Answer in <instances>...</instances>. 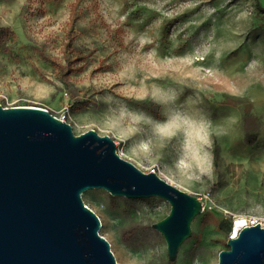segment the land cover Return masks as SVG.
Masks as SVG:
<instances>
[{"label": "rangeland", "instance_id": "rangeland-1", "mask_svg": "<svg viewBox=\"0 0 264 264\" xmlns=\"http://www.w3.org/2000/svg\"><path fill=\"white\" fill-rule=\"evenodd\" d=\"M0 0V105L34 106L195 197L170 262L167 201L81 194L117 264H217L236 217L264 227V12L255 0ZM8 48L10 51H5ZM82 70L65 82L37 51ZM253 144L243 141V117Z\"/></svg>", "mask_w": 264, "mask_h": 264}, {"label": "water", "instance_id": "water-1", "mask_svg": "<svg viewBox=\"0 0 264 264\" xmlns=\"http://www.w3.org/2000/svg\"><path fill=\"white\" fill-rule=\"evenodd\" d=\"M100 188L127 199L158 197L170 210L152 224L170 262L201 213L197 197L143 172L93 129L75 135L46 109L0 105V264H117L81 194ZM217 264H264V227H242Z\"/></svg>", "mask_w": 264, "mask_h": 264}, {"label": "trees", "instance_id": "trees-1", "mask_svg": "<svg viewBox=\"0 0 264 264\" xmlns=\"http://www.w3.org/2000/svg\"><path fill=\"white\" fill-rule=\"evenodd\" d=\"M53 1H59V0H53ZM80 2L81 0H76L70 6L69 23L71 28L74 27V25L80 18V13L78 11V5L80 4ZM255 7L257 10L264 12V8L261 7L256 0H255ZM6 33H10L11 35L15 36V33L11 31L8 27L0 26V37L4 36ZM3 50L10 51L8 48H3ZM37 53L45 63H47L55 70L57 79L61 82H65L67 77L76 74L82 70L81 67H74L73 61L67 57L65 62H61L56 58H52L48 56L46 53H44L43 50H38ZM251 126H254L256 131L258 130L257 118L251 114H248L245 117H243V127H242L243 141L248 146L252 145L254 141L250 137L252 135L250 132Z\"/></svg>", "mask_w": 264, "mask_h": 264}, {"label": "built area", "instance_id": "built-area-1", "mask_svg": "<svg viewBox=\"0 0 264 264\" xmlns=\"http://www.w3.org/2000/svg\"><path fill=\"white\" fill-rule=\"evenodd\" d=\"M258 224V221L250 217H236L231 224V232L228 235V238H235L237 235L234 234L235 227H238V232L242 227L253 226Z\"/></svg>", "mask_w": 264, "mask_h": 264}, {"label": "crops", "instance_id": "crops-1", "mask_svg": "<svg viewBox=\"0 0 264 264\" xmlns=\"http://www.w3.org/2000/svg\"><path fill=\"white\" fill-rule=\"evenodd\" d=\"M258 4L264 8V0H256Z\"/></svg>", "mask_w": 264, "mask_h": 264}, {"label": "bare ground", "instance_id": "bare-ground-1", "mask_svg": "<svg viewBox=\"0 0 264 264\" xmlns=\"http://www.w3.org/2000/svg\"><path fill=\"white\" fill-rule=\"evenodd\" d=\"M234 234H235V235L238 234V227H235Z\"/></svg>", "mask_w": 264, "mask_h": 264}]
</instances>
